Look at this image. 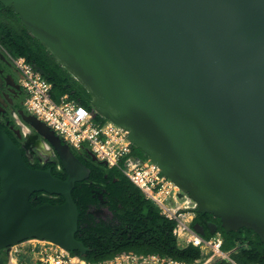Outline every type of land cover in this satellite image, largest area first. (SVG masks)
<instances>
[{"label": "water", "instance_id": "water-1", "mask_svg": "<svg viewBox=\"0 0 264 264\" xmlns=\"http://www.w3.org/2000/svg\"><path fill=\"white\" fill-rule=\"evenodd\" d=\"M0 3L88 92L95 115L127 130L197 203L195 212L220 220L226 233L252 230L264 244V0ZM19 116L32 134L14 132L30 157L47 158L45 143L67 178L30 168L0 129V251L37 239L85 255L72 191L91 170L44 122ZM38 192L64 203L33 208ZM194 230L206 236L203 226Z\"/></svg>", "mask_w": 264, "mask_h": 264}, {"label": "trees", "instance_id": "trees-1", "mask_svg": "<svg viewBox=\"0 0 264 264\" xmlns=\"http://www.w3.org/2000/svg\"><path fill=\"white\" fill-rule=\"evenodd\" d=\"M0 46L12 57L24 58L34 68L38 67L44 71V78L52 84L51 97L55 102L59 103L61 98L68 96L70 101L93 111L88 92L74 81L70 73L28 32L13 11H10L6 19H0ZM24 111L27 114L25 109ZM104 120L99 116L95 117V121ZM11 128H19L12 117L9 120L0 119V129L21 149L30 168L50 169L55 177L66 180L67 175L58 157L49 162L41 160L37 155L30 159L23 148V142ZM84 150L89 149L84 147ZM72 152L91 170V174L87 180L77 183L72 191L80 213L76 238L84 243L88 252L85 255L78 252L71 254L90 263L110 260L127 252L138 255L155 254L187 263L201 258L199 249L192 246L181 249L178 246L173 235L175 223L165 218L158 207L118 169H109L102 162L94 161L75 149H72ZM132 155L149 159L135 146ZM100 194L103 195L105 208L111 215L106 220H97L90 212L91 208L98 204L94 196ZM46 203L61 205L64 199L62 196H51L43 192L34 193L30 198L33 208ZM202 216L204 215L197 214L193 228L201 222ZM207 217L218 225V233L223 239L221 250L230 253L232 261L236 264H264V244L254 231L243 228L238 232L226 233L220 220L211 215ZM211 236L207 232L204 238L209 239ZM0 260L8 264L4 251H0Z\"/></svg>", "mask_w": 264, "mask_h": 264}, {"label": "built area", "instance_id": "built-area-1", "mask_svg": "<svg viewBox=\"0 0 264 264\" xmlns=\"http://www.w3.org/2000/svg\"><path fill=\"white\" fill-rule=\"evenodd\" d=\"M8 56L19 71V83L27 95V112L44 122L72 149L79 151L87 147L99 162L105 163L109 169H118L158 207L165 218L175 223L173 235L178 246L181 249L192 246L201 252V258L192 263L132 252L90 263L51 242L32 239L6 251L8 264H236L230 253L221 250L223 239L220 233L205 239L192 227L198 214L195 212L197 203L164 176L150 159L132 155L133 144L127 130L106 119L95 121L93 111L70 101L68 96L61 98L59 103L55 102L51 97L52 84L40 72L24 58ZM179 212L183 213L176 216Z\"/></svg>", "mask_w": 264, "mask_h": 264}, {"label": "flooded vegetation", "instance_id": "flooded-vegetation-1", "mask_svg": "<svg viewBox=\"0 0 264 264\" xmlns=\"http://www.w3.org/2000/svg\"><path fill=\"white\" fill-rule=\"evenodd\" d=\"M10 11H13L12 8H7L3 4L0 3V19H6V17L9 16ZM19 79H20L19 71L16 69V67L12 63L7 52L0 46V119L9 120V118L12 117L15 120L19 128L18 129L11 128V129L13 131L20 130L23 135H26L25 132L23 131V127L26 133L28 134L29 132H27L26 127L29 129V131L31 130L28 126H26L22 122V119L19 116V112L22 109L23 111L24 109L26 110L25 102L27 99V95L25 91L23 90V88L21 87L19 83ZM27 114L29 113L27 112ZM30 134H32V132H30ZM17 137L20 141L23 142V148H24L25 140L19 138L18 135ZM78 152H82L87 157H89V155L84 149L79 150ZM26 153L30 159H33V157L37 155L41 160L45 162H49L52 159H55L56 157H58V156H55L54 154V157L52 158H43L40 154L35 153L33 157L31 158L30 157L31 152L26 150ZM94 199L98 202V204L94 205L91 208L90 212L92 213V215L97 220H106L108 217H111L109 211L105 208L104 201H103V195L100 194L99 196H94ZM205 222H211V223H215V222L209 219L207 215H204L201 217V222H198L196 224L197 226H203L207 234V232L209 231L206 227ZM218 264H223V263H218Z\"/></svg>", "mask_w": 264, "mask_h": 264}, {"label": "bare ground", "instance_id": "bare-ground-1", "mask_svg": "<svg viewBox=\"0 0 264 264\" xmlns=\"http://www.w3.org/2000/svg\"><path fill=\"white\" fill-rule=\"evenodd\" d=\"M26 130L28 133H26L24 127H23V131L25 132L26 135H30V132L29 129L26 127ZM42 146H44L46 149L45 150H42V153L47 157V158H52L54 157V153L51 151V149H49L43 142L41 143Z\"/></svg>", "mask_w": 264, "mask_h": 264}, {"label": "crops", "instance_id": "crops-1", "mask_svg": "<svg viewBox=\"0 0 264 264\" xmlns=\"http://www.w3.org/2000/svg\"><path fill=\"white\" fill-rule=\"evenodd\" d=\"M223 264H231V262H222Z\"/></svg>", "mask_w": 264, "mask_h": 264}]
</instances>
